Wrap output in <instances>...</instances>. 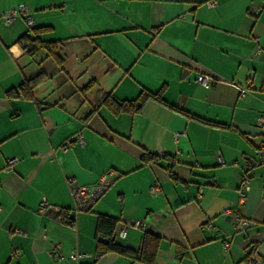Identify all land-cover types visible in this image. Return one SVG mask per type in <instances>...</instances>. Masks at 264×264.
Here are the masks:
<instances>
[{
    "label": "crops",
    "instance_id": "0c3cea01",
    "mask_svg": "<svg viewBox=\"0 0 264 264\" xmlns=\"http://www.w3.org/2000/svg\"><path fill=\"white\" fill-rule=\"evenodd\" d=\"M208 1L0 0V264H147L98 254L99 216L118 221L115 233L143 222L113 242L137 252L157 237L151 264H264V164L239 196L243 159L264 145V0ZM20 5L48 28L41 40L60 42L61 67L45 51L25 55L23 17L4 24ZM40 72L31 98L14 95ZM143 91L166 104L116 114L100 103ZM106 180L88 211L74 210L73 188ZM42 202L64 215L40 213ZM236 217L251 225L237 231Z\"/></svg>",
    "mask_w": 264,
    "mask_h": 264
},
{
    "label": "trees",
    "instance_id": "16d2710c",
    "mask_svg": "<svg viewBox=\"0 0 264 264\" xmlns=\"http://www.w3.org/2000/svg\"><path fill=\"white\" fill-rule=\"evenodd\" d=\"M29 30L31 34L30 35L25 34L24 37L21 38L24 40L25 43L24 44L25 55L28 57H32L40 51H45L47 57L50 58L55 65L61 67L63 59L61 57L59 50L61 45L60 42L43 41L39 37L40 33H42L45 30H48V28L47 27L35 28V26H33V28H30ZM45 79H46V75L43 72L36 74L31 79L23 81L21 85L18 87V92L14 93V95L19 94L23 98H31L33 89H35L37 86L43 83ZM92 85H93L92 82H89L83 88L84 91H87ZM8 93H12V92L9 91ZM148 99L155 100L161 104H166L161 99L159 93H151L148 91L141 92V94L135 100L124 101V102H117L111 96L104 95L101 98L100 103L109 106L114 113L118 114L120 112H127V111L136 112L141 108L142 104ZM155 160L156 157L148 154H144V156H142V162L146 164ZM64 213L65 212L61 210L59 217L61 218V216H63ZM72 222L73 220H70L66 223L68 225H72ZM117 223L118 221L108 216L98 217L97 226H96V238H99L97 240V245H96L97 253L104 254L107 252H117L120 254H127L133 259L143 263H147V264L153 263L158 238L150 234H145L142 240V246L140 250L137 252L129 251L114 244L113 242V236L115 234V228Z\"/></svg>",
    "mask_w": 264,
    "mask_h": 264
},
{
    "label": "built area",
    "instance_id": "2783aa9c",
    "mask_svg": "<svg viewBox=\"0 0 264 264\" xmlns=\"http://www.w3.org/2000/svg\"><path fill=\"white\" fill-rule=\"evenodd\" d=\"M209 6H213L215 2L209 0L207 2ZM23 17L25 19L26 25L29 28H33V20L28 15V9L25 5L17 6L16 8L3 12L1 14V18L4 22V24L9 25L16 20L18 17ZM197 82L200 83L205 88H209L213 85L214 79H212L209 76H198ZM261 92L264 94V79L261 83ZM257 125L259 128L264 130V116H261L257 120ZM77 142L83 144V139L80 135L77 137ZM16 163V159H10L6 162V168L5 170H10L12 166ZM221 163V161H219ZM264 164V145H261L258 148V151L253 157L250 158H244L243 164H242V175L240 177V187H239V196L241 200H244L246 197L247 192L250 189V172L263 165ZM109 184V181H102L94 185L92 188H88L87 186H79L72 189V198L74 201V210L75 211H88L93 204L102 196V194L107 189V186ZM159 191V186L157 184H153L149 190V193L151 195H156ZM57 211L56 214L59 215L61 212V209L59 208H53L48 206L45 202H42L40 204L39 212L45 213L46 211ZM229 212L226 211L225 214H228ZM251 225V222L246 219H242L240 217H236V225L235 228L237 231H245L247 227ZM143 222L137 220L134 222H128L125 224H122L120 228L116 231L114 234L115 238L121 239L124 238L127 234V230L129 228H135L139 229L142 228ZM228 245V242H224L223 247L226 248ZM86 254L80 253L77 251H72L70 254L69 259L73 262H77L79 258L85 257ZM249 262L252 264H261L259 260H256L254 255L249 257Z\"/></svg>",
    "mask_w": 264,
    "mask_h": 264
},
{
    "label": "rangeland",
    "instance_id": "374dc122",
    "mask_svg": "<svg viewBox=\"0 0 264 264\" xmlns=\"http://www.w3.org/2000/svg\"><path fill=\"white\" fill-rule=\"evenodd\" d=\"M60 51H61V47H60V49H59ZM53 62V61H52ZM54 63V62H53ZM86 93L85 92H83V96L85 95Z\"/></svg>",
    "mask_w": 264,
    "mask_h": 264
}]
</instances>
